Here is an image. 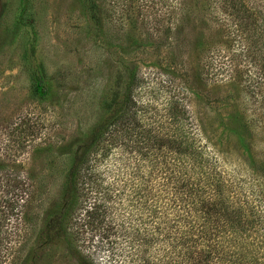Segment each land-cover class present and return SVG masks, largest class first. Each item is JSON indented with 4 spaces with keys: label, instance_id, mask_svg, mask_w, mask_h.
I'll list each match as a JSON object with an SVG mask.
<instances>
[{
    "label": "rangeland",
    "instance_id": "obj_1",
    "mask_svg": "<svg viewBox=\"0 0 264 264\" xmlns=\"http://www.w3.org/2000/svg\"><path fill=\"white\" fill-rule=\"evenodd\" d=\"M243 1L240 17L226 0H0V174L26 176L29 192L9 212L0 180V264H31L75 152L131 65L147 122L175 103L195 144L264 199V42L250 31L264 25V0ZM39 254L68 264L53 247Z\"/></svg>",
    "mask_w": 264,
    "mask_h": 264
},
{
    "label": "trees",
    "instance_id": "obj_2",
    "mask_svg": "<svg viewBox=\"0 0 264 264\" xmlns=\"http://www.w3.org/2000/svg\"><path fill=\"white\" fill-rule=\"evenodd\" d=\"M226 1L240 17L249 11L243 0ZM250 31L264 42V25ZM139 71L132 65L122 71V87L75 152L30 263L53 247L68 264H264V199L195 144L175 103L168 102L162 121L147 122L146 102L137 98ZM51 89L40 76L37 97L46 99ZM263 179L257 184L264 188ZM0 180L11 187L6 209L20 212L27 177L3 172Z\"/></svg>",
    "mask_w": 264,
    "mask_h": 264
}]
</instances>
